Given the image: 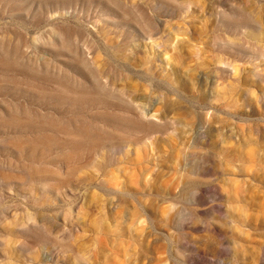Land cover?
I'll return each mask as SVG.
<instances>
[{"label": "rangeland", "instance_id": "374dc122", "mask_svg": "<svg viewBox=\"0 0 264 264\" xmlns=\"http://www.w3.org/2000/svg\"><path fill=\"white\" fill-rule=\"evenodd\" d=\"M0 264H264V0H0Z\"/></svg>", "mask_w": 264, "mask_h": 264}]
</instances>
